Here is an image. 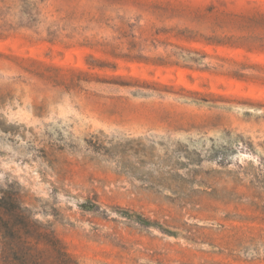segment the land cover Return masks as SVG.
Here are the masks:
<instances>
[{"label": "rangeland", "instance_id": "rangeland-1", "mask_svg": "<svg viewBox=\"0 0 264 264\" xmlns=\"http://www.w3.org/2000/svg\"><path fill=\"white\" fill-rule=\"evenodd\" d=\"M6 194L75 264H264V0H0Z\"/></svg>", "mask_w": 264, "mask_h": 264}, {"label": "trees", "instance_id": "trees-1", "mask_svg": "<svg viewBox=\"0 0 264 264\" xmlns=\"http://www.w3.org/2000/svg\"><path fill=\"white\" fill-rule=\"evenodd\" d=\"M126 38L125 53L119 47L107 44L108 53L115 60L125 63H146L147 58L136 55V43L128 39L126 31H121ZM113 69L117 67L112 62ZM117 78L123 76L117 75ZM131 78V76H127ZM0 264H75L62 243L51 231L33 222L27 210L15 205V199L9 194L0 200Z\"/></svg>", "mask_w": 264, "mask_h": 264}]
</instances>
